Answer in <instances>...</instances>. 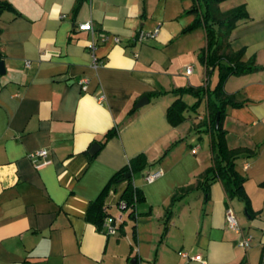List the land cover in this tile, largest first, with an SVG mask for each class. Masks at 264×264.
<instances>
[{
    "label": "crops",
    "instance_id": "obj_1",
    "mask_svg": "<svg viewBox=\"0 0 264 264\" xmlns=\"http://www.w3.org/2000/svg\"><path fill=\"white\" fill-rule=\"evenodd\" d=\"M0 1L10 6L0 13V264H264V0L217 5L247 13L222 54L241 52L256 67L225 79L230 102L219 115L226 148L242 151L235 170L248 209L220 180L208 194L198 186L213 166L209 105L219 101L206 96L177 126L166 116L173 91L212 92L220 83L219 66L207 70L199 59L206 34L192 28L196 0H85L78 8V0ZM88 22L92 30L79 29ZM158 26L155 38L139 41L140 31ZM181 99L198 102L192 93ZM94 144L100 149L90 155ZM40 150L49 163L36 168L32 155ZM138 155L150 164L133 180L145 200L135 220L123 212V230L106 235L87 218L89 204ZM155 171L161 176L147 183L144 175ZM125 188L105 196L109 215L121 212ZM227 207L252 235L248 250L227 229Z\"/></svg>",
    "mask_w": 264,
    "mask_h": 264
},
{
    "label": "trees",
    "instance_id": "obj_2",
    "mask_svg": "<svg viewBox=\"0 0 264 264\" xmlns=\"http://www.w3.org/2000/svg\"><path fill=\"white\" fill-rule=\"evenodd\" d=\"M85 0H78L76 8ZM197 5L194 7L193 12L198 15L192 28L203 27L206 34V45L201 50L200 62L207 68H214L219 66L220 71V83L218 87L212 92L206 88L201 87L197 89H179L174 93L178 98L168 107L166 116L167 120L172 126H177L185 120V112L187 110L196 109L199 102L206 96H214L219 104L212 102L209 105V124L211 129L214 130L215 138L213 140V151H215V157L213 159V166L207 171L203 178H199L198 186L203 188L205 194H208L209 185L216 181H222L223 185L227 189L228 195L231 197L237 196L245 200L248 209V199L245 195L243 182L244 179L235 170V161L241 156L242 151L240 149L229 150L226 148L224 142V132L221 129V123L216 128V117L220 115V120L224 116V108L230 102V97L226 96L222 91V84L225 79L230 75H241L256 70L252 61H241V52L234 53L228 51L222 54L224 43L229 38L232 30L236 27V23L240 19L247 18V13L244 8H237L228 12H220L217 5L223 0H196ZM10 8L9 4L0 1V13ZM203 8V10H199ZM221 60H225L227 65H221ZM207 76V75H206ZM207 78V77H206ZM186 93H192L198 98L193 106L189 107L182 99L181 96ZM231 105V104H230ZM236 106V105H234ZM221 122V121H220ZM115 134L114 130L108 132L104 136V142ZM103 142V143H104ZM165 155V154H164ZM163 155V156H164ZM162 156V157H163ZM157 161L156 163H158ZM149 163L144 155H138L131 159L127 166L117 172L107 183L98 198L91 202L88 207L87 218L91 220L99 231L103 232L104 221L107 217L111 216L107 213L104 205V199L108 191L118 184L126 183L120 202L126 204V208L123 212L127 213V220L133 221L137 216V207L144 202V196L141 190L135 187L133 180L134 175L142 173ZM210 172V174H209ZM194 187L189 186L187 188L179 189L173 196L172 201H176L186 193L192 191ZM127 220L123 221L118 228V231H122Z\"/></svg>",
    "mask_w": 264,
    "mask_h": 264
},
{
    "label": "built area",
    "instance_id": "obj_3",
    "mask_svg": "<svg viewBox=\"0 0 264 264\" xmlns=\"http://www.w3.org/2000/svg\"><path fill=\"white\" fill-rule=\"evenodd\" d=\"M79 29L81 30H92V24L90 22L79 25ZM159 31V26L152 32H143L140 31L139 35H138V39L139 41L143 42L146 41L148 39H152L155 38L157 33ZM89 48L92 49V51L94 50V45L90 44ZM27 65H29V63H26ZM91 64L93 68H97L98 64H97V59L94 55V53H92V57H91ZM192 72L191 67H187L185 70V73L187 75H190V73ZM82 88L85 90L87 85H86V81L82 80ZM195 150H192V153H195ZM48 152L46 150H40L35 152L32 155V159L34 162V165L36 168L42 167L46 164L49 163L48 159ZM161 171H155V172H151V173H147L146 175H144V180L147 183H152L153 181H155L157 178H159L161 176ZM126 208V204L124 202H120L119 204V209L121 210V212L119 213L118 216H109L105 219L104 221V225H103V232L106 235H116L117 231H118V224H120L123 220V210ZM225 218H226V225H227V229L230 231H233L234 233H236L237 235L240 236V239L237 242V245L244 249V250H248L251 246V241H252V235L250 234H244L243 230L239 224V221L237 219V216L235 214V212L233 211L232 208L227 207L226 212H225ZM184 256H186L184 254ZM189 259L191 260H199L198 257L193 256V257H189Z\"/></svg>",
    "mask_w": 264,
    "mask_h": 264
},
{
    "label": "water",
    "instance_id": "obj_4",
    "mask_svg": "<svg viewBox=\"0 0 264 264\" xmlns=\"http://www.w3.org/2000/svg\"><path fill=\"white\" fill-rule=\"evenodd\" d=\"M5 74V66H4V62L0 61V75H4ZM147 98H143L141 101H139L137 103V105L135 106V108H139L141 106H144L147 103ZM219 125V114L216 117V126L218 127ZM100 149V146L98 144H94L92 145L91 149L89 150V154L90 155H94L97 153V151Z\"/></svg>",
    "mask_w": 264,
    "mask_h": 264
}]
</instances>
